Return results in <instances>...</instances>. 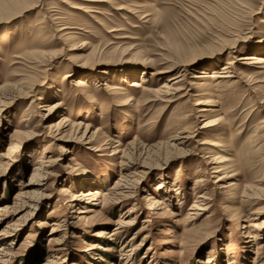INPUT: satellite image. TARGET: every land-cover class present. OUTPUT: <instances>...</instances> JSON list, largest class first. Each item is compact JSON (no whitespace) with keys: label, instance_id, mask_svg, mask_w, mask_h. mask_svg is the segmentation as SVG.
<instances>
[{"label":"rangeland","instance_id":"obj_1","mask_svg":"<svg viewBox=\"0 0 264 264\" xmlns=\"http://www.w3.org/2000/svg\"><path fill=\"white\" fill-rule=\"evenodd\" d=\"M0 6V264H264V0Z\"/></svg>","mask_w":264,"mask_h":264},{"label":"bare ground","instance_id":"obj_2","mask_svg":"<svg viewBox=\"0 0 264 264\" xmlns=\"http://www.w3.org/2000/svg\"><path fill=\"white\" fill-rule=\"evenodd\" d=\"M20 2V1H19ZM18 2H16L15 4H17ZM19 4V3H18ZM9 5V4H8ZM8 5H2V7H8V8H10V7H14V8H16L17 6H15L13 3H12V5H11V2H10V5L11 6H8ZM1 7V6H0ZM60 29H63V27L62 28H60ZM240 59V58H239ZM247 59V58H246ZM260 61H263L264 62V58H261V60ZM259 62V61H258ZM225 68H227V65L226 66H223V69H225ZM181 75H175V76H173V77H171L170 79H169V81H173L172 82V84L173 83H177V86H175V87H172V85L171 84H169L168 82L169 81H164V82H162V84H161V89H165V94H174V93H176V92H178V91H180L182 88L181 87H178V83H179V81H180V77ZM132 84H130V85H132V86H137L138 85V83L136 82V81H133V82H131ZM82 84H84V82L82 81V79H79L78 81H77V85H82ZM160 87V86H159ZM168 89H171V90H168ZM1 95V97H3V99H5V98H8V92H6V91H4V92H2V93H0ZM170 95V96H171ZM173 96V95H172ZM166 97V96H165ZM170 98V97H169ZM2 99V100H3ZM7 101V100H6ZM1 102H3V101H1ZM0 105H2V103L0 104ZM50 107V106H49ZM45 110H47V111H50L49 109H48V107L47 108H45ZM203 109H201L200 111H202ZM63 119L64 118H61V120H60V122L61 121H63ZM204 125H206V124H204ZM52 126L53 125H51V128H52ZM64 126V124L63 125H61V124H59L58 126H53V127H56V130H55V132H57V135H55V136H58L59 134H61V132H60V129L62 128ZM184 137V136H183ZM47 162H48V164L50 165V164H52L53 163V159L51 160V159H49V160H47ZM37 169H39V168H37ZM122 181V180H121ZM127 183V182H126ZM92 187H96L97 186V184H92L91 185ZM129 187V186H128ZM128 187L126 186V185H123V183L122 184H119V182H117L116 184H114V186L108 191V192H103V193H100L99 192V190H98V188L97 189H93V190H89V192H87V193H82L81 195L82 196H87V197H90V198H92L93 200H98L99 198H103V201H104V203L106 202V201H108V200H111V199H114V198H117V197H121V196H123V197H129V196H131V194H132V191L130 190V189H128ZM132 188V187H131ZM98 202V201H97ZM195 208V207H194ZM197 208V207H196ZM80 212H82V211H80ZM79 212V213H80ZM0 250H2V248H0Z\"/></svg>","mask_w":264,"mask_h":264}]
</instances>
